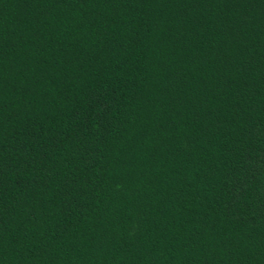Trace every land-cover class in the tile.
Here are the masks:
<instances>
[{"label":"trees","instance_id":"trees-1","mask_svg":"<svg viewBox=\"0 0 264 264\" xmlns=\"http://www.w3.org/2000/svg\"><path fill=\"white\" fill-rule=\"evenodd\" d=\"M0 264H264V0H0Z\"/></svg>","mask_w":264,"mask_h":264}]
</instances>
